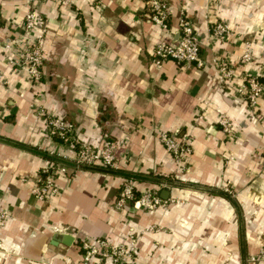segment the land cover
<instances>
[{
    "label": "crops",
    "instance_id": "1",
    "mask_svg": "<svg viewBox=\"0 0 264 264\" xmlns=\"http://www.w3.org/2000/svg\"><path fill=\"white\" fill-rule=\"evenodd\" d=\"M165 1L166 32L149 20L147 0H0V205L8 214L0 264H83L82 240L117 243L151 225L164 229L138 233L133 264H240L255 251L264 231V0ZM28 11L44 18L37 83L26 80L18 55L33 37L23 27ZM180 16L193 25L204 65L166 60L157 69L151 49L176 39ZM216 21L230 29L223 40L210 34ZM245 40L252 59L239 65ZM212 57L236 66L233 83L242 72L261 82L250 111L232 85L216 83ZM39 109L72 122L75 136L94 147L114 141L116 169L132 176L136 193L166 190L167 199L183 202L150 212L119 208L123 176L69 167L55 174L54 195L35 200L29 190L48 164L39 153L68 151L47 136ZM219 115L231 122L229 132L216 123ZM162 130L189 138L183 174L159 142ZM168 175L206 192L187 190ZM225 185L232 198L213 191ZM61 234L72 242L62 243Z\"/></svg>",
    "mask_w": 264,
    "mask_h": 264
},
{
    "label": "built area",
    "instance_id": "2",
    "mask_svg": "<svg viewBox=\"0 0 264 264\" xmlns=\"http://www.w3.org/2000/svg\"><path fill=\"white\" fill-rule=\"evenodd\" d=\"M147 10L149 20L155 26L163 32L169 30L170 11L169 5L165 0H147ZM23 27L27 33L32 32L33 37L22 42V46L18 49L21 67L26 80L31 83H37L41 76L42 43L45 31L44 18L39 13L28 11L23 16ZM210 29L211 36L217 40H223L230 32L228 25L222 21L214 22ZM251 59V41L245 40L238 64L245 65ZM166 60H172L177 65L192 64L197 68H202L204 65L199 55L197 34L193 29L192 23L183 16L178 17L177 20L176 39L174 41L159 40L154 43L151 49L150 61L155 68L160 69ZM210 62L217 71L216 83L230 87L232 85L231 93L234 96L241 97L246 104V109L250 111L263 91V86L258 78L255 75L242 72L238 75L236 83H233L236 66H233L223 57H212ZM4 82L0 73V85ZM37 114L45 117L43 110L39 109ZM202 116L203 110L200 108L196 112L195 117L201 119ZM216 123L224 132H229L232 129L231 122L223 115L217 117ZM44 126L47 136L65 144L68 147V151L48 150L46 152L50 159L48 158V164L40 169L43 173V179L29 190L30 195L35 200H45L57 192L54 176L57 172L67 167L79 169L81 166L97 165L105 168H117L114 157L116 148L114 141L104 138L99 147H94L75 136L72 122L56 116H46ZM158 139L175 164L177 171L181 172L184 170L191 151L189 138L185 134L180 135L177 132L162 130L158 133ZM171 181L176 182L177 179ZM165 183V181H162L163 186ZM217 190L226 193L230 198L233 197L226 185L217 188ZM169 200L161 198L152 188H144L136 193L132 177L123 176L115 199V206L123 208L131 204L134 208L143 210L146 208L152 211L156 208L164 209L168 207L167 202ZM7 217V212L0 205V228L5 224ZM54 230L57 232L63 231L59 226H55ZM152 231H155L154 225L138 232H130L126 240L117 243H110L107 238L101 237L86 238L80 243V261L83 264H133L138 233ZM5 251L6 249L0 238V259L4 256L3 254H6Z\"/></svg>",
    "mask_w": 264,
    "mask_h": 264
},
{
    "label": "rangeland",
    "instance_id": "3",
    "mask_svg": "<svg viewBox=\"0 0 264 264\" xmlns=\"http://www.w3.org/2000/svg\"><path fill=\"white\" fill-rule=\"evenodd\" d=\"M177 172H179V171H177ZM184 172H185V169L179 173L183 174ZM165 178L167 180H176L174 177H172L170 175H168V177H165ZM179 180L180 179H178V181L175 183L183 185V187L187 188V190L195 191V192H199V193L206 192L201 184L193 183V184L189 185L187 182H184L181 180L179 181ZM182 202H183L182 198L171 197L170 200L167 202L168 207L164 208V210L169 208L170 206H174V205H177V204L182 203ZM141 210H143V209H141ZM143 211L150 212V210H148L146 208ZM163 229L164 228L162 226L154 225V230H163ZM254 243L256 245L255 251L249 252V253H246L245 255H243L241 260H240V264H264V231H260L258 236L254 239ZM222 264H226V262H224Z\"/></svg>",
    "mask_w": 264,
    "mask_h": 264
},
{
    "label": "trees",
    "instance_id": "4",
    "mask_svg": "<svg viewBox=\"0 0 264 264\" xmlns=\"http://www.w3.org/2000/svg\"><path fill=\"white\" fill-rule=\"evenodd\" d=\"M41 156L45 157V158H49V156L46 154V153H39ZM50 159V158H49ZM80 169V168H79ZM81 169H87V170H91V171H102V172H105V173H110V174H117V175H120V176H125V177H128L130 176V174H127L125 172H122V171H119V169H112V168H105V167H101V166H97V165H92V166H81ZM42 176V179H43V173L40 171L39 172ZM132 177V176H131ZM42 181V180H41ZM40 181V182H41ZM169 181V180H168ZM215 192H219V193H222V194H226L224 192H221L219 190H213ZM228 196V195H227ZM229 197V196H228Z\"/></svg>",
    "mask_w": 264,
    "mask_h": 264
},
{
    "label": "water",
    "instance_id": "5",
    "mask_svg": "<svg viewBox=\"0 0 264 264\" xmlns=\"http://www.w3.org/2000/svg\"><path fill=\"white\" fill-rule=\"evenodd\" d=\"M162 194H160V196L165 199L167 196V191L166 190H162ZM73 238L71 235L69 234H61V239L60 241L64 244H70L72 242Z\"/></svg>",
    "mask_w": 264,
    "mask_h": 264
}]
</instances>
